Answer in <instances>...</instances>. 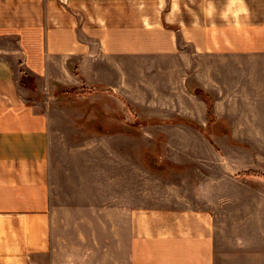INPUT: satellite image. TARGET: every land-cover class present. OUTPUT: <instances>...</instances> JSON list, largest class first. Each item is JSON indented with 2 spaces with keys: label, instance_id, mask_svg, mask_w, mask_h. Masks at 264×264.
Masks as SVG:
<instances>
[{
  "label": "crops",
  "instance_id": "1",
  "mask_svg": "<svg viewBox=\"0 0 264 264\" xmlns=\"http://www.w3.org/2000/svg\"><path fill=\"white\" fill-rule=\"evenodd\" d=\"M166 3L0 0V264H220L214 191L189 199L141 165L121 122L94 141L70 123L93 112L65 104L83 87L120 114L205 123L210 101L251 132L264 118V0H245L239 29L209 20L207 0H179L172 15Z\"/></svg>",
  "mask_w": 264,
  "mask_h": 264
},
{
  "label": "rangeland",
  "instance_id": "2",
  "mask_svg": "<svg viewBox=\"0 0 264 264\" xmlns=\"http://www.w3.org/2000/svg\"><path fill=\"white\" fill-rule=\"evenodd\" d=\"M3 42L12 45L11 41ZM84 94L88 91L83 87L74 91L65 104L80 112L91 110L92 117L75 118V124L69 121L67 114L71 111L67 110L61 118L63 124L86 125L93 131L92 140L97 141L99 134L95 132L100 128L113 130L121 122L122 141L139 142L141 165L151 173L180 182L189 199L195 189L205 190L210 196L214 191L218 196L214 201L219 203L221 243L226 247L220 264H264V118L250 119L251 132H247L243 119H235V126L234 119L231 124L228 119H218L209 98L205 123L191 118L137 119L126 112V106L120 114L115 102L104 98L89 102ZM116 111L118 114H114ZM82 136L72 134L77 141ZM133 152L135 157L136 150ZM162 178L155 183L156 195L163 194L167 184Z\"/></svg>",
  "mask_w": 264,
  "mask_h": 264
},
{
  "label": "clouds",
  "instance_id": "3",
  "mask_svg": "<svg viewBox=\"0 0 264 264\" xmlns=\"http://www.w3.org/2000/svg\"><path fill=\"white\" fill-rule=\"evenodd\" d=\"M167 6L166 0H160V7L163 10ZM179 0H172V11L170 15L179 13ZM209 20L219 15V18L230 28L239 29L242 24V17L249 16V9L245 0H225L222 9H217L215 0H207V6L202 10ZM193 27L199 26V17H193Z\"/></svg>",
  "mask_w": 264,
  "mask_h": 264
},
{
  "label": "trees",
  "instance_id": "4",
  "mask_svg": "<svg viewBox=\"0 0 264 264\" xmlns=\"http://www.w3.org/2000/svg\"><path fill=\"white\" fill-rule=\"evenodd\" d=\"M22 83H26V81H25V78H24V77L22 78Z\"/></svg>",
  "mask_w": 264,
  "mask_h": 264
}]
</instances>
